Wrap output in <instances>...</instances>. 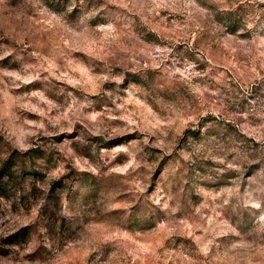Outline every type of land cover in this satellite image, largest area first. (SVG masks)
Wrapping results in <instances>:
<instances>
[{
    "label": "rangeland",
    "instance_id": "1",
    "mask_svg": "<svg viewBox=\"0 0 264 264\" xmlns=\"http://www.w3.org/2000/svg\"><path fill=\"white\" fill-rule=\"evenodd\" d=\"M0 264H264V0H0Z\"/></svg>",
    "mask_w": 264,
    "mask_h": 264
},
{
    "label": "trees",
    "instance_id": "2",
    "mask_svg": "<svg viewBox=\"0 0 264 264\" xmlns=\"http://www.w3.org/2000/svg\"><path fill=\"white\" fill-rule=\"evenodd\" d=\"M17 165H18V163L15 160L14 155H13V157H11V159H9L5 163V165L3 166L2 173L4 172L5 175H8L10 178H14V177L16 178L20 174L19 173L20 171H18L19 168L16 167ZM23 171H24V169H23ZM18 236H19L18 233L13 234L11 240L13 241V239H14L13 242H15V240H17L16 238H18Z\"/></svg>",
    "mask_w": 264,
    "mask_h": 264
}]
</instances>
